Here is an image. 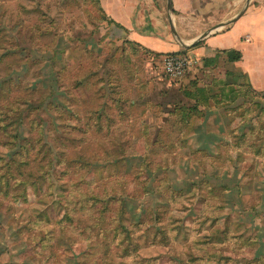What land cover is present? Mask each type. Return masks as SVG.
<instances>
[{
	"label": "rangeland",
	"instance_id": "374dc122",
	"mask_svg": "<svg viewBox=\"0 0 264 264\" xmlns=\"http://www.w3.org/2000/svg\"><path fill=\"white\" fill-rule=\"evenodd\" d=\"M3 9L0 264H264V90L236 53L172 80L95 7Z\"/></svg>",
	"mask_w": 264,
	"mask_h": 264
},
{
	"label": "crops",
	"instance_id": "0c3cea01",
	"mask_svg": "<svg viewBox=\"0 0 264 264\" xmlns=\"http://www.w3.org/2000/svg\"><path fill=\"white\" fill-rule=\"evenodd\" d=\"M8 18L72 21L77 4L95 7L123 37L156 55L239 52L233 63L264 90V0H0ZM60 25V24H59ZM202 39H198L205 35ZM199 43V44H198ZM198 44L193 47V45ZM199 59V57H198Z\"/></svg>",
	"mask_w": 264,
	"mask_h": 264
},
{
	"label": "built area",
	"instance_id": "2783aa9c",
	"mask_svg": "<svg viewBox=\"0 0 264 264\" xmlns=\"http://www.w3.org/2000/svg\"><path fill=\"white\" fill-rule=\"evenodd\" d=\"M160 62L165 74L175 80L185 78L198 63V58L186 49L163 55Z\"/></svg>",
	"mask_w": 264,
	"mask_h": 264
},
{
	"label": "trees",
	"instance_id": "16d2710c",
	"mask_svg": "<svg viewBox=\"0 0 264 264\" xmlns=\"http://www.w3.org/2000/svg\"><path fill=\"white\" fill-rule=\"evenodd\" d=\"M198 44L193 45V47L197 46ZM182 50H186V49H181L180 51H182ZM236 54H237L236 57L233 58L232 61L239 60L241 58V55L239 52H236Z\"/></svg>",
	"mask_w": 264,
	"mask_h": 264
},
{
	"label": "water",
	"instance_id": "95a60500",
	"mask_svg": "<svg viewBox=\"0 0 264 264\" xmlns=\"http://www.w3.org/2000/svg\"><path fill=\"white\" fill-rule=\"evenodd\" d=\"M206 35H207V33H206L205 35L201 36V37L198 39V41H199V40H202Z\"/></svg>",
	"mask_w": 264,
	"mask_h": 264
}]
</instances>
